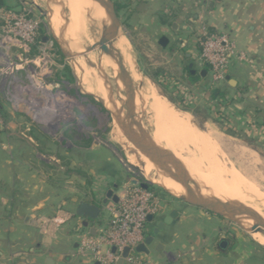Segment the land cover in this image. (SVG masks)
I'll use <instances>...</instances> for the list:
<instances>
[{"label":"rangeland","instance_id":"obj_1","mask_svg":"<svg viewBox=\"0 0 264 264\" xmlns=\"http://www.w3.org/2000/svg\"><path fill=\"white\" fill-rule=\"evenodd\" d=\"M111 1L123 5L118 12V30L129 43V51L132 52L129 54L141 75L142 85L153 87L158 95L170 101L176 109L187 112L198 128L218 140L225 155L223 160L250 179L260 191H264V143L247 135L235 123L221 118L212 103L209 105L203 101L200 91L201 84L207 83L206 78L200 79L197 86L189 83L184 53L191 50L190 47H179L180 38L176 39V55L168 60V54H162L159 45L152 40L151 32L142 25V15H138V10H156L159 19L164 13L163 8L174 0ZM56 2L58 4L49 0H2V8L6 10L23 6L29 8L31 15L40 20L43 36H47L45 41L40 40L37 45H25L10 40L0 31V108L6 123L5 132L17 153L31 159L30 163L48 169L49 172L59 170L56 182L61 187L79 185L77 180L71 179L75 173L68 172V169L80 171L75 176L84 183L81 186L87 185L88 173L98 177L100 170L110 171L117 166L121 180L113 177L112 183L121 182L124 185L131 180L143 181L147 177L127 163L121 145L112 137L115 123L109 118L110 114L104 106L107 100L97 95L94 89H88L87 92L83 89L72 69L73 62L63 54L49 28L47 10L51 6L61 10L63 3L61 0ZM261 3V42L264 54V0ZM111 16L108 12V17ZM96 31L89 30V39L96 36ZM109 41L112 45L115 38ZM54 43L61 54L57 52ZM92 53L98 55V64L99 47ZM67 70L73 77L71 82L68 81ZM107 76L115 100L120 101V96L124 97L122 82L110 68L107 69ZM117 80L121 82L120 86ZM25 136H36L37 139L30 143ZM190 181L193 186V180ZM150 185L160 197L173 198L159 185L153 182ZM169 192L175 194L174 190ZM103 214L102 211L100 217ZM220 219L223 224L220 230L228 241L223 255L215 249V239H211L207 245L210 254L174 258L173 264L183 261H187L185 264H264V244L254 238L249 229L250 224L244 220L238 224L225 218ZM3 264L7 262L3 261Z\"/></svg>","mask_w":264,"mask_h":264},{"label":"crops","instance_id":"obj_2","mask_svg":"<svg viewBox=\"0 0 264 264\" xmlns=\"http://www.w3.org/2000/svg\"><path fill=\"white\" fill-rule=\"evenodd\" d=\"M262 8L261 0H174L163 8L168 15L165 23H160L156 10L142 8L137 13L142 15V25L151 32L162 54H168V60L176 55V39L180 38L179 47L191 48L184 56L186 71L192 76L205 70L198 60V31L206 28L229 35L247 59L236 60L229 67L227 76L235 85L227 82L228 93L235 99L226 110L233 115L237 128L264 143ZM162 36L167 38L164 46L159 44ZM206 76L207 71L191 84L199 85L200 79ZM26 138L30 143L37 139L36 136ZM0 143V264L3 261L7 264H47V258L52 259L51 264H99L90 254L78 252V233H90L93 227L96 234L106 223L105 205L113 201L107 191L110 189L119 197L123 186L121 182L112 183L113 177L121 180L118 166L110 171L100 170L98 177L88 173L86 186H81L83 182L72 174L71 179L77 180L80 186L61 187L56 182L60 171L49 172L30 163L31 159L17 153L7 132L0 131ZM160 198V211L147 221V236L172 210L178 215L154 235V242L147 247L148 253L136 252L141 264H173L174 258L208 255L211 250L207 245L211 239L216 241L215 249L224 254L219 249V242L226 240L220 230L223 224L219 216L174 198ZM80 200L100 205L103 216L89 220L84 226L82 219L74 214ZM158 244L161 247L157 248ZM122 264L134 263L123 260Z\"/></svg>","mask_w":264,"mask_h":264},{"label":"bare ground","instance_id":"obj_3","mask_svg":"<svg viewBox=\"0 0 264 264\" xmlns=\"http://www.w3.org/2000/svg\"><path fill=\"white\" fill-rule=\"evenodd\" d=\"M61 1H63L61 10L55 8L56 6H51L47 10L48 25L63 54L73 62L72 69L83 89L86 92L88 89H94L97 95L107 100V104L103 105L108 112L114 110L105 87L110 85L107 69L114 71L116 63L99 48L100 60L96 64L98 55L92 53L98 48L94 40H97L99 36L107 37L106 45H109L121 57L122 64L131 78L133 114L141 119L152 141L171 152L178 160L181 168L186 171L190 180H193V186L190 185V188L197 189L203 195L222 202L235 201L243 208L253 210L264 220V191H260L250 179L244 177L232 164L223 160L225 155L218 140L214 139L209 132L198 128L187 112L176 109L166 98L158 95L153 87L144 83L142 85L141 75L129 54L131 51H129L128 41L120 35L118 29L108 32L112 22V16L108 17V12L111 13V10L106 11L104 6L93 0ZM63 16L66 18L64 19ZM91 26L97 30L96 38L92 37V40L88 37ZM113 38L115 41L110 45L109 40ZM84 49L88 53L86 57L80 55ZM87 62L92 65L88 66ZM116 83L118 86L121 84L119 80ZM123 100L124 97L120 96V101L115 100V103L121 110V116L126 119L124 110L121 109ZM112 137L121 145L127 163L145 175L148 180L166 190H174L176 195L183 192L182 185L154 167V164L132 145L130 137L124 134L116 124ZM164 169L167 170V167L164 166ZM244 221L250 224L249 229L254 238L264 244V230L256 227L252 220L244 219Z\"/></svg>","mask_w":264,"mask_h":264},{"label":"built area","instance_id":"obj_4","mask_svg":"<svg viewBox=\"0 0 264 264\" xmlns=\"http://www.w3.org/2000/svg\"><path fill=\"white\" fill-rule=\"evenodd\" d=\"M39 30L40 20L31 15L29 8L0 9V31L10 40L25 45L35 44ZM196 43L198 60L207 67L208 80L212 86L226 81L229 67L234 61L247 59L245 52L236 48L226 32L202 28L196 35ZM5 129L6 123L0 108V131L5 132ZM140 182L131 180L124 184L118 200L105 205L108 218L96 234L78 233L80 254H90L99 264H116L123 248L128 247V255L123 260L141 264L135 247L147 237V217L158 214L161 198L150 188L143 189Z\"/></svg>","mask_w":264,"mask_h":264},{"label":"water","instance_id":"obj_5","mask_svg":"<svg viewBox=\"0 0 264 264\" xmlns=\"http://www.w3.org/2000/svg\"><path fill=\"white\" fill-rule=\"evenodd\" d=\"M53 3L57 2L55 0H49ZM96 3H98L101 6H104L106 11L109 9L111 10L112 15V22L110 23L108 27V32L112 29H118V16L116 14L115 8H114V2L111 0H93ZM2 5V0H0V6ZM64 19L66 18L63 16ZM173 28L176 27V24L173 23ZM94 26L90 27V31L92 32L94 30ZM96 38V36L93 35V38ZM47 39V36H44L42 38L43 41ZM57 41V40H56ZM95 45L100 48V50L107 55L109 58H111L116 63V68L114 70V73L117 75V77L122 82L123 90H124V100L122 101L123 105L121 104V109L124 110V115L126 119H124L121 116L120 108L116 106V101L112 93V88L110 85H107V94L110 102L112 103V106L114 107V110L110 111L109 118L115 122V124L120 128V130L127 134L130 137V142L132 145H134L141 154L146 156L153 164L154 167L158 168V170L166 175L174 178L177 180L183 187V192L181 194H172L169 191H167L165 188L162 189L165 192H168L174 199L180 200L181 202L201 208L207 212H210L216 216H219L220 218H225L228 220H231L233 222H236L238 224H241V221L244 219L252 220L254 225L262 230H264V220L260 218V216L255 213L251 209L243 208L241 204L227 200L225 202H222L220 200H216L213 198H210L208 196L203 195L200 191L197 189H191L190 188V179L186 173L185 170H183L178 162V160L172 155L171 152L168 150L159 147L156 145L148 131L143 127L142 121L139 117L133 114V86L131 78L124 68L122 64L121 57L116 54L109 45H106L107 37H98L97 40H94ZM167 42V38L165 36H162L159 40V44L164 46ZM59 44V43H58ZM60 46V45H59ZM87 51L84 49L80 55L83 57L87 56ZM89 66V63H88ZM191 66V65H190ZM193 73V71H191ZM206 71L202 70L200 73L203 75ZM226 80L228 84L231 86L235 85V81L229 78V76H226ZM170 102V101H169ZM171 103V102H170ZM164 166L167 167V170L164 169ZM134 168V167H133ZM136 169V168H134ZM137 170V169H136ZM138 171V170H137ZM139 172V171H138ZM139 174H141L139 172ZM142 175V174H141ZM140 182V186L143 189H148L151 185L150 183L152 181L146 179ZM154 183V182H153ZM156 184V183H155ZM158 185V184H157ZM107 196H112L113 202H116L118 200V197L116 194H112V190L107 191ZM222 204H225V206H222ZM101 213V207L98 204L95 203H89L83 200H80L77 203V206L74 210V214L82 219V224L84 226L88 225L89 220H95L99 217ZM178 215V212L176 210H172L166 217H164L152 230V234H149L143 243H140L135 247L136 252H142V253H148V246H150L154 242V235L157 234L161 229H163L166 225L170 224L173 219H175ZM152 216L147 217V221L152 220ZM90 234H95V228H90ZM161 247V244H158L159 248ZM129 248L125 247L122 250L121 258L118 260L117 264H122L123 259L126 258L128 255ZM47 264L52 263L51 258H47L46 260Z\"/></svg>","mask_w":264,"mask_h":264},{"label":"trees","instance_id":"obj_6","mask_svg":"<svg viewBox=\"0 0 264 264\" xmlns=\"http://www.w3.org/2000/svg\"><path fill=\"white\" fill-rule=\"evenodd\" d=\"M1 7H2V5L0 6V8ZM114 8H115L116 14L118 16V12H119V10L121 8H123V5L120 4L119 2H115L114 3ZM167 17H168V15L165 14V13L161 14L159 16L160 23L167 22ZM43 37H44L43 36V29L40 26L39 35H38V38H37L36 45H37V43L40 40H42ZM54 45L57 47L56 43H54ZM57 52L59 54H61V52L58 49V47H57ZM201 65H203V64H201ZM203 67L207 71V67L205 65H203ZM66 75L68 77V81L71 82L73 80V77H72V75H70L69 70L66 71ZM187 76L189 78L188 80L190 81V83L196 82V79L202 77L200 72H195V74L192 76L188 71H187ZM205 78L207 79V83L205 85L201 84L200 97L204 98L203 101L206 102V104L210 105L212 103V106L216 109L217 113L220 115L221 118H225V120H227L228 122H232L234 124L233 115L228 113L227 110H226V107H228V105L231 104L232 101L235 99L231 95H229V93H228L229 85L227 84V80L221 85L212 86L209 83L208 75L206 77H204V79ZM234 136H236L235 133H234ZM68 172L75 173V174H80L79 170L72 171V170L68 169ZM88 182H89V179H88ZM149 188L155 194L160 196V194L156 190H154L151 186Z\"/></svg>","mask_w":264,"mask_h":264},{"label":"flooded vegetation","instance_id":"obj_7","mask_svg":"<svg viewBox=\"0 0 264 264\" xmlns=\"http://www.w3.org/2000/svg\"><path fill=\"white\" fill-rule=\"evenodd\" d=\"M228 245V241L227 240H222L219 242V249L220 250H224V248Z\"/></svg>","mask_w":264,"mask_h":264}]
</instances>
